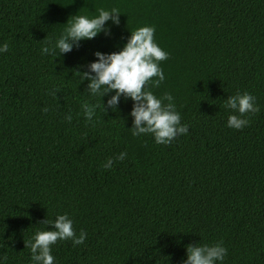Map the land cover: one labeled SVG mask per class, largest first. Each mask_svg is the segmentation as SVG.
<instances>
[{"label":"trees","instance_id":"16d2710c","mask_svg":"<svg viewBox=\"0 0 264 264\" xmlns=\"http://www.w3.org/2000/svg\"><path fill=\"white\" fill-rule=\"evenodd\" d=\"M117 8L119 24L58 55L42 54L67 20ZM153 26L185 134L133 136V102L96 109L77 70ZM0 257L31 264L25 244L67 213L83 243L51 245L54 264H181L188 244L221 243L217 264H264V0H0ZM152 79H156L153 77ZM55 91V95L51 93ZM259 110L226 126L229 95ZM102 97L106 102L108 96ZM167 102V101H165ZM47 109V111H44ZM71 121L65 120L67 114ZM126 152L122 160L116 157ZM111 157L110 168L102 165Z\"/></svg>","mask_w":264,"mask_h":264},{"label":"clouds","instance_id":"9594fccd","mask_svg":"<svg viewBox=\"0 0 264 264\" xmlns=\"http://www.w3.org/2000/svg\"><path fill=\"white\" fill-rule=\"evenodd\" d=\"M119 14L118 9L113 7L99 8L94 15L77 14L70 17L54 43L41 48L42 54H54L58 50V55H61L79 48L81 41L91 40L101 32L109 35L110 28L106 27V22L118 25ZM154 31V27L150 25L129 31L126 42L118 51H95V59L80 66L86 70H77L75 73L79 74L81 82L87 80L89 95L99 97L97 102L85 101L80 105L86 119L91 120L97 108L106 113L117 109L122 97L124 100L130 99L133 104L128 115L132 118V126L129 128L132 135L151 133L155 143L166 145L176 136L187 133L188 126L180 123V113L172 102L171 94L164 93L158 97L146 87L149 82L153 87L158 86L165 79L159 62L167 59L168 53L155 42ZM7 49L6 42L0 43V52ZM153 77L156 79H152ZM109 93L112 94L106 102L102 101V97ZM51 94L56 93L53 91ZM225 107L233 110L227 117L226 126L235 129L247 125L248 120L243 118V114L259 110L255 97L246 91L229 95L225 100ZM64 119L71 121L72 115L69 113ZM125 155L126 152H121L116 159L122 160ZM112 163L113 160L109 157L102 166L110 168ZM43 223L51 225V229L37 230L25 244L31 253V264H54L51 245L57 240L71 239L74 245H78L86 238L84 230L78 236L75 234L73 221L67 213L57 214L53 220H45ZM185 251L186 258L181 264H217L223 261L227 250L221 243H190L185 246ZM5 259L6 257H0V264H4Z\"/></svg>","mask_w":264,"mask_h":264}]
</instances>
